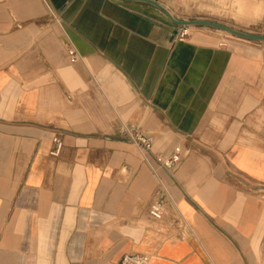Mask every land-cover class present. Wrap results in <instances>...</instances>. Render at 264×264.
Segmentation results:
<instances>
[{
    "label": "crops",
    "instance_id": "obj_1",
    "mask_svg": "<svg viewBox=\"0 0 264 264\" xmlns=\"http://www.w3.org/2000/svg\"><path fill=\"white\" fill-rule=\"evenodd\" d=\"M167 19L0 0V264H264V42L181 41ZM123 128L151 136L152 156L181 148L158 173L168 196Z\"/></svg>",
    "mask_w": 264,
    "mask_h": 264
},
{
    "label": "rangeland",
    "instance_id": "obj_2",
    "mask_svg": "<svg viewBox=\"0 0 264 264\" xmlns=\"http://www.w3.org/2000/svg\"><path fill=\"white\" fill-rule=\"evenodd\" d=\"M153 1L161 4L172 14L175 19L180 21H209L227 26L236 31L262 36V29L264 26V0ZM167 20L170 24H172L169 19ZM180 28L187 29L189 35L193 34L194 32H200L205 35L213 34L218 36L221 41L224 42L223 44H225L226 41L257 44L256 42L243 40L213 28L200 26Z\"/></svg>",
    "mask_w": 264,
    "mask_h": 264
},
{
    "label": "built area",
    "instance_id": "obj_3",
    "mask_svg": "<svg viewBox=\"0 0 264 264\" xmlns=\"http://www.w3.org/2000/svg\"><path fill=\"white\" fill-rule=\"evenodd\" d=\"M189 33L187 29H182L179 35L181 41L188 37ZM67 51L71 63L75 64L79 61L83 62V58L78 49L72 42H68ZM122 134L126 135L128 140L134 144L142 153L144 163L150 168L152 173L158 178L160 183V190L158 194L165 193L168 196V192L158 177L160 170H164L170 173H174L182 164L183 155L181 148H176L170 155L155 154L151 155L154 149V140L151 136L145 135L138 129L123 128ZM54 148L51 151V155L58 156L63 148V141L61 138L56 137L53 139ZM150 216L160 221L165 214V204L163 201H156L150 206ZM119 264H151V256L148 254L134 253L123 256Z\"/></svg>",
    "mask_w": 264,
    "mask_h": 264
},
{
    "label": "water",
    "instance_id": "obj_4",
    "mask_svg": "<svg viewBox=\"0 0 264 264\" xmlns=\"http://www.w3.org/2000/svg\"><path fill=\"white\" fill-rule=\"evenodd\" d=\"M120 1L130 2V3H142V4H147L149 6H152L158 9L160 12H162L170 20L172 24L178 27H191V26L208 27V28L219 30V31H223L225 33H228L232 36H235L243 40L253 41V42H264V36L253 35V34L236 31L232 28H229L227 26H224L218 23L203 21V20H195V21L177 20L172 16V14L166 8H164L161 4L153 0H120Z\"/></svg>",
    "mask_w": 264,
    "mask_h": 264
}]
</instances>
